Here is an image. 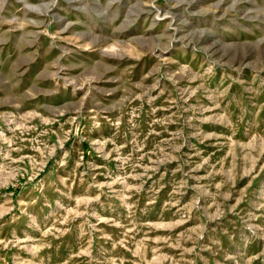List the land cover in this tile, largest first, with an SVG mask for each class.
I'll list each match as a JSON object with an SVG mask.
<instances>
[{
	"label": "rangeland",
	"instance_id": "1",
	"mask_svg": "<svg viewBox=\"0 0 264 264\" xmlns=\"http://www.w3.org/2000/svg\"><path fill=\"white\" fill-rule=\"evenodd\" d=\"M0 264H264V0H0Z\"/></svg>",
	"mask_w": 264,
	"mask_h": 264
}]
</instances>
